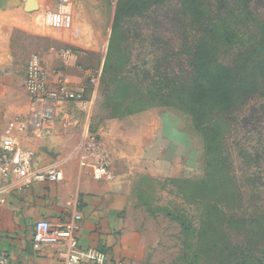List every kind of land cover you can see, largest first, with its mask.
<instances>
[{
	"label": "rangeland",
	"instance_id": "1",
	"mask_svg": "<svg viewBox=\"0 0 264 264\" xmlns=\"http://www.w3.org/2000/svg\"><path fill=\"white\" fill-rule=\"evenodd\" d=\"M70 1L69 25L46 23L58 35L20 36L16 53L27 44L31 51L26 61L38 52L46 67L66 51L79 56L86 96L93 104L67 108L90 122L74 150L84 157L85 139L99 142L98 128L106 119L156 106L178 109L181 101L173 97L172 86L189 78L192 53L203 33L178 0H148L119 13L118 3L120 9L124 0ZM223 1H250L254 6L256 0ZM57 66L54 69H60ZM89 72L96 76L94 85ZM257 98L260 95L254 103L264 104ZM254 116L258 121L243 129L238 122L231 126L225 148L229 160L217 168L220 182L207 179L210 169L200 134V168L176 176L137 178L125 229L143 243V264H264V154L257 165L246 163L240 152L264 148L259 144L260 132L264 142V108Z\"/></svg>",
	"mask_w": 264,
	"mask_h": 264
},
{
	"label": "crops",
	"instance_id": "2",
	"mask_svg": "<svg viewBox=\"0 0 264 264\" xmlns=\"http://www.w3.org/2000/svg\"><path fill=\"white\" fill-rule=\"evenodd\" d=\"M35 1L38 9L27 11L28 0H0V143L7 136L15 138L19 152L29 155L34 170L59 168L63 179L26 185L16 175L0 173V251L12 264H64L59 254L64 245L33 247L35 223L46 219L54 226L63 225L80 214V247L107 252L105 264H143V243L125 229L133 184L146 174L176 176L200 168L201 138L189 116L172 107L156 106L108 118L97 135L109 156L113 177L96 179L83 155L74 153L83 127L88 131L90 123L83 113L67 108L77 106L76 102H57L52 119L37 120L36 103L25 89L27 62L33 53L26 61L31 51L27 44L20 55L16 53L19 37L59 32L46 26L45 18L58 9L59 0ZM71 54H62L45 66L50 85L56 87L64 75L86 93L79 56ZM54 64L60 69H54ZM87 102L84 109L92 107L90 98Z\"/></svg>",
	"mask_w": 264,
	"mask_h": 264
},
{
	"label": "trees",
	"instance_id": "3",
	"mask_svg": "<svg viewBox=\"0 0 264 264\" xmlns=\"http://www.w3.org/2000/svg\"><path fill=\"white\" fill-rule=\"evenodd\" d=\"M147 1L124 0L117 12L126 6L139 8ZM178 1L203 35L192 53L190 76L172 86L173 97L180 99L176 107L191 116L194 130L202 136L208 181L218 183L217 168L229 160L225 148L231 126L234 122L242 129L251 125L258 121L254 114L264 108L253 102L260 95L257 99L264 103V0H256L254 6L250 1ZM259 140L261 146V132ZM261 147H253V152L240 148L245 162L261 164Z\"/></svg>",
	"mask_w": 264,
	"mask_h": 264
},
{
	"label": "built area",
	"instance_id": "4",
	"mask_svg": "<svg viewBox=\"0 0 264 264\" xmlns=\"http://www.w3.org/2000/svg\"><path fill=\"white\" fill-rule=\"evenodd\" d=\"M71 12V1L59 0L58 9L46 14V23L55 27L69 25ZM65 54L72 55L70 51H66ZM89 82L91 85L96 84V76L91 74ZM25 89L36 103L35 117L41 121L53 118L57 102L72 100L81 108L88 103L85 91L76 89L67 76H60L56 87L50 85L49 73L39 53H33L27 62ZM20 127L25 128V125L22 124ZM19 149L20 143L13 137L7 136L1 141V174L16 175L24 179L26 185L43 181L56 182L63 179V171L59 168L34 170L29 155L19 152ZM82 150L84 160L91 167L96 179L113 177L109 156L95 138L84 145ZM81 220L80 214L75 215L70 222L57 226L46 219L37 220L34 227L33 247L39 250L57 244L64 245V250L59 251L64 264H105L109 259L107 252L97 248L80 247L77 232L80 229ZM0 264H12L10 257L1 251Z\"/></svg>",
	"mask_w": 264,
	"mask_h": 264
},
{
	"label": "water",
	"instance_id": "5",
	"mask_svg": "<svg viewBox=\"0 0 264 264\" xmlns=\"http://www.w3.org/2000/svg\"><path fill=\"white\" fill-rule=\"evenodd\" d=\"M38 4L35 0H28L26 4V10L27 11H35L38 9Z\"/></svg>",
	"mask_w": 264,
	"mask_h": 264
}]
</instances>
